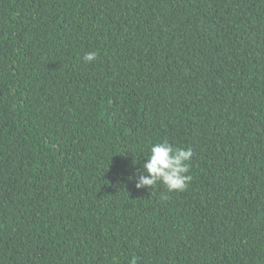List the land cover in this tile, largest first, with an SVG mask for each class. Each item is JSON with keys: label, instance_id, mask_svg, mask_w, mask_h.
<instances>
[{"label": "trees", "instance_id": "trees-1", "mask_svg": "<svg viewBox=\"0 0 264 264\" xmlns=\"http://www.w3.org/2000/svg\"><path fill=\"white\" fill-rule=\"evenodd\" d=\"M133 256L264 264V0H0V264Z\"/></svg>", "mask_w": 264, "mask_h": 264}, {"label": "clouds", "instance_id": "clouds-1", "mask_svg": "<svg viewBox=\"0 0 264 264\" xmlns=\"http://www.w3.org/2000/svg\"><path fill=\"white\" fill-rule=\"evenodd\" d=\"M97 52H87L83 59L93 63L97 59ZM193 156L191 147H176L167 141L157 142L149 149L146 161L143 163V173L129 177L135 180V188L154 189L159 183L167 192H182L192 180L190 164ZM166 199L167 197H162ZM129 264H139V258L133 256Z\"/></svg>", "mask_w": 264, "mask_h": 264}]
</instances>
